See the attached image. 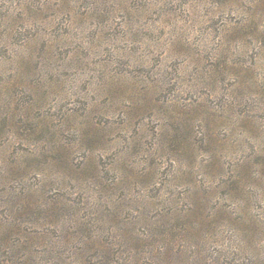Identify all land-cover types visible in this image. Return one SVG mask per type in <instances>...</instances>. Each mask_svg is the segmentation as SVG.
Instances as JSON below:
<instances>
[{
    "label": "rangeland",
    "instance_id": "rangeland-1",
    "mask_svg": "<svg viewBox=\"0 0 264 264\" xmlns=\"http://www.w3.org/2000/svg\"><path fill=\"white\" fill-rule=\"evenodd\" d=\"M31 253L264 264V0H0V264Z\"/></svg>",
    "mask_w": 264,
    "mask_h": 264
},
{
    "label": "trees",
    "instance_id": "trees-1",
    "mask_svg": "<svg viewBox=\"0 0 264 264\" xmlns=\"http://www.w3.org/2000/svg\"><path fill=\"white\" fill-rule=\"evenodd\" d=\"M48 210L44 211V212H47ZM45 240V235H43V233H40L38 231L36 232H33L29 235L28 237V241H29V244L34 247L36 244H41L42 242H44ZM93 242H96L95 239L92 240ZM32 257H33V254L31 253L29 255V258H26L20 262V264H29V262H31L32 260ZM13 264H16L14 261H12ZM19 264V263H17Z\"/></svg>",
    "mask_w": 264,
    "mask_h": 264
}]
</instances>
